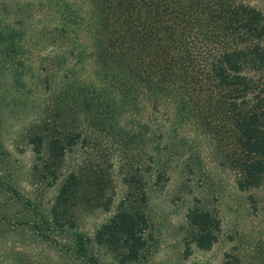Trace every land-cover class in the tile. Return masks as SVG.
Listing matches in <instances>:
<instances>
[{
  "label": "trees",
  "instance_id": "trees-1",
  "mask_svg": "<svg viewBox=\"0 0 264 264\" xmlns=\"http://www.w3.org/2000/svg\"><path fill=\"white\" fill-rule=\"evenodd\" d=\"M56 1L68 21L48 31L44 28L43 34L46 46L55 49L45 60L61 74L45 76L49 95L38 100L40 108L25 131L33 156L32 175L55 187V193L44 208L34 206L29 197L23 204L16 189L18 179L0 182V193L15 195L22 210L14 209L12 216L35 236L48 240L54 234L50 240L66 264H140L151 237V216L144 209L146 191L141 189L134 200H121L108 220L90 234L65 215L79 200L87 199L82 191L83 168H62L73 147L86 146L82 122L92 120L93 114L109 123L111 117L137 104H156L161 99L173 101L178 111L190 110L199 95L211 99L214 89H223L225 110L233 114L241 151L236 185L239 189L259 186L264 181V13L233 0ZM83 31L87 42L81 39ZM30 38L28 30L0 13V163L10 155L2 138L9 103L14 101L11 108L16 113L31 98L26 92L34 91L37 84L26 79L34 67L25 56ZM40 41L34 38L32 43ZM87 64L91 80L79 71ZM143 143L138 134L133 146L139 149ZM153 147L156 152L150 158L158 164L162 160L158 143ZM132 170L127 167L124 180L128 184L133 180L137 187L142 183ZM109 204L110 198L105 206ZM2 208L0 213L6 216ZM185 217L190 233L184 255L191 252V243L210 248L220 232L216 209L194 205ZM109 248L116 251L112 261L103 257Z\"/></svg>",
  "mask_w": 264,
  "mask_h": 264
},
{
  "label": "rangeland",
  "instance_id": "rangeland-1",
  "mask_svg": "<svg viewBox=\"0 0 264 264\" xmlns=\"http://www.w3.org/2000/svg\"><path fill=\"white\" fill-rule=\"evenodd\" d=\"M233 1L250 4L264 13V0ZM57 2L0 0V13L32 36L25 56L34 67L26 79L37 83L34 91L26 92L31 98L18 107L19 112L14 113L11 108L14 101L9 103L2 138L10 155L0 163V182L6 184L10 179H18L16 189L23 204L29 197L39 208L49 205L55 187L33 177V156L25 141V131L27 123L33 120V112L40 108L38 100L49 95L45 76L61 74L49 68L45 60V55L55 49L53 45L46 46L43 34L44 28L48 31L62 20L68 21L69 16L62 8L57 9ZM34 38L42 41L34 44ZM81 39L88 41L84 31ZM79 71L85 79H93L89 64ZM261 81L264 85V77ZM224 93L223 89H214L211 99L201 94L200 99L190 104V110L178 111L169 99L158 100L156 104L144 101L129 111L112 115L114 118L109 123L92 114V120L82 122L86 146L78 143L62 163L63 169L83 168L86 178L82 191L87 199L79 200L65 212L66 217L74 219L79 230L93 233L115 212L121 200H134L142 189L147 196L144 209L150 214L152 224L149 250L140 264H223L225 261L264 264V181L248 189L236 185L241 151L236 142L238 132L234 129L233 114L225 110ZM138 134L144 139L139 149L133 146ZM154 143H158L162 156L158 164L150 158L156 152ZM129 166L142 183L137 187L133 186V180L130 184L124 180ZM14 196L11 192L0 193V209L4 205L7 212L6 216L0 213L3 219L0 218V264H66L50 240L55 238L54 234L48 240L37 237L15 220L14 209L17 212L22 207ZM108 198L110 204L106 207ZM194 205L216 209L220 232L210 248L199 249L191 243V252L184 255L190 233L185 214ZM105 251L103 257L112 261L116 251L111 248Z\"/></svg>",
  "mask_w": 264,
  "mask_h": 264
}]
</instances>
